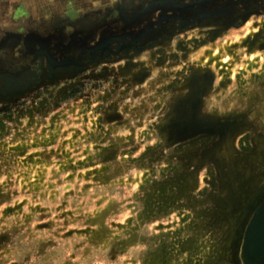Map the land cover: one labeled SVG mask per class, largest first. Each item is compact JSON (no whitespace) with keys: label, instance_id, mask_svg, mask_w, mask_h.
I'll use <instances>...</instances> for the list:
<instances>
[{"label":"rangeland","instance_id":"374dc122","mask_svg":"<svg viewBox=\"0 0 264 264\" xmlns=\"http://www.w3.org/2000/svg\"><path fill=\"white\" fill-rule=\"evenodd\" d=\"M250 16L235 68L199 62ZM254 48L264 0H0V264H245Z\"/></svg>","mask_w":264,"mask_h":264},{"label":"bare ground","instance_id":"6f19581e","mask_svg":"<svg viewBox=\"0 0 264 264\" xmlns=\"http://www.w3.org/2000/svg\"><path fill=\"white\" fill-rule=\"evenodd\" d=\"M252 20H253V17L250 16L247 19H245L241 24H238V26H235L234 29L229 28V30H231V31H228V33L226 34L225 41L221 45H214V47L209 45V47L206 48V54H205V57L203 58V60H200L199 59L200 57L198 58L200 60L199 62H201L202 65L207 63V65L211 64L212 66H215V64L217 62L216 66L218 67V69H221V68H225V69H231L232 68L233 69V68H235L236 67L235 57L232 56L233 53H231V51H230L231 43H233L232 41H235V40L238 41V40L243 39L244 37L250 36L252 33L255 32V30L258 28L257 25L261 22V19L257 18V21H256L257 23H255V22L253 23ZM234 56H235V54H234ZM262 57H264V48H254L252 50H249L245 54V61L249 62V63H254L258 58L261 59ZM238 61H236V62H238ZM262 61H264V59H262ZM261 63H264V62H261ZM216 66H215V68H216ZM243 67L246 68L245 66H243ZM253 68H255V67H253ZM246 69H248V68H246ZM235 70L237 71V68ZM223 72H225V71L223 70ZM220 73L221 72H219V74ZM240 75H241V73H240ZM242 254L244 257V263L247 264L246 259H245V255H244V253H242Z\"/></svg>","mask_w":264,"mask_h":264},{"label":"water","instance_id":"95a60500","mask_svg":"<svg viewBox=\"0 0 264 264\" xmlns=\"http://www.w3.org/2000/svg\"><path fill=\"white\" fill-rule=\"evenodd\" d=\"M243 244L247 264H264V203L252 216Z\"/></svg>","mask_w":264,"mask_h":264},{"label":"flooded vegetation","instance_id":"af4514ba","mask_svg":"<svg viewBox=\"0 0 264 264\" xmlns=\"http://www.w3.org/2000/svg\"><path fill=\"white\" fill-rule=\"evenodd\" d=\"M72 96H74V94H70V96H69V97H72Z\"/></svg>","mask_w":264,"mask_h":264}]
</instances>
